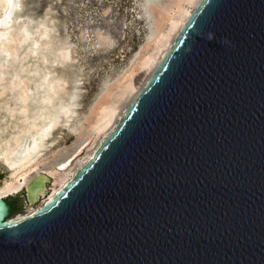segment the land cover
Masks as SVG:
<instances>
[{
	"label": "water",
	"instance_id": "1",
	"mask_svg": "<svg viewBox=\"0 0 264 264\" xmlns=\"http://www.w3.org/2000/svg\"><path fill=\"white\" fill-rule=\"evenodd\" d=\"M50 183L25 185L43 201L18 222L0 198V264H264V0H200L90 159Z\"/></svg>",
	"mask_w": 264,
	"mask_h": 264
},
{
	"label": "bare ground",
	"instance_id": "2",
	"mask_svg": "<svg viewBox=\"0 0 264 264\" xmlns=\"http://www.w3.org/2000/svg\"><path fill=\"white\" fill-rule=\"evenodd\" d=\"M199 2L136 0L138 16L147 25L144 43L124 68L112 76L107 73L89 99L87 84L97 69L91 57L108 52L117 42L106 21L108 11L94 24L90 12L76 10L82 9L83 0H0V168L6 174L0 198L19 191L41 173L56 182L49 197L62 188L90 159L140 91L132 83L133 76L146 72L147 82ZM121 85L118 98L124 102L120 104L110 93ZM118 105L123 106L121 111ZM84 130L90 134L54 166L59 174L41 170L40 163L58 150L61 140ZM89 143L91 150L78 159L76 169L68 168Z\"/></svg>",
	"mask_w": 264,
	"mask_h": 264
},
{
	"label": "rangeland",
	"instance_id": "3",
	"mask_svg": "<svg viewBox=\"0 0 264 264\" xmlns=\"http://www.w3.org/2000/svg\"><path fill=\"white\" fill-rule=\"evenodd\" d=\"M83 6L80 10L77 7V11L79 10L81 14L90 12L93 16L94 24L97 22V18L103 14L104 10H107L108 17H106V21L111 25V31L116 35V44L113 48H111L108 52L104 54H93L91 58L97 64L96 74L92 75L87 84L88 96L89 99L96 94L98 91V86L100 85V81L106 75H114L120 69L124 68L125 65L129 62L131 56H133L140 48V46L144 43L145 33L147 29V25L144 20L139 17L138 10L136 8V0H83ZM185 4V3H184ZM100 7V8H99ZM100 9V10H99ZM88 10V11H87ZM84 11V12H83ZM137 16V17H136ZM176 16V13L172 14V17ZM83 25H87L86 22H82ZM166 23L161 27L163 30L165 28ZM146 26V27H145ZM120 31V32H119ZM118 44V46H117ZM151 47H148L146 52L150 50ZM145 52V51H144ZM143 54V52H142ZM101 61V62H100ZM100 67V68H99ZM112 72V73H111ZM108 73V74H107ZM111 75V76H112ZM147 73L146 72H138L132 78V83L137 87L141 88L144 82L146 81ZM89 88V89H88ZM122 85L119 87H113L110 93V98L115 101H119V103H123V99L119 100L120 93L122 92ZM121 89V90H120ZM119 94V95H118ZM122 100V101H121ZM121 101V102H120ZM118 103V104H119ZM129 104V103H128ZM127 105V104H124ZM119 106V105H118ZM123 106H119V110H122ZM127 107V106H126ZM119 119L117 120V122ZM90 132L88 130L82 131L78 135H68L58 144V150L53 154H49L47 157L43 159L40 163L41 170L43 171H51L55 175L57 172L54 166H57L59 163L68 158L72 152L75 151L76 147L79 143L88 136ZM97 139L94 141L93 145L96 144ZM92 143H89L79 155H77L70 163L68 168L76 169V162L78 159L83 158L86 154L91 150L88 147ZM39 167V169H40ZM43 168V169H42ZM45 168V169H44ZM2 171V172H1ZM58 172L57 174H59ZM47 174V172H46ZM48 175V174H47ZM33 178V174L29 175ZM50 176V175H49ZM6 178L5 172L0 170V184H2L3 180ZM56 186V182L53 180V176L51 178V183L47 184V188L49 189L50 194L53 187ZM24 188V187H23ZM23 188L14 194H10L8 196H13L17 198L20 207L14 211L13 214L9 216V218H16L19 215L28 214L29 210L33 207H38L43 199L36 204V206L28 205L25 201V196L23 193ZM6 196V197H8ZM4 197V198H6Z\"/></svg>",
	"mask_w": 264,
	"mask_h": 264
},
{
	"label": "trees",
	"instance_id": "4",
	"mask_svg": "<svg viewBox=\"0 0 264 264\" xmlns=\"http://www.w3.org/2000/svg\"><path fill=\"white\" fill-rule=\"evenodd\" d=\"M10 206H11V214H13L15 211V206L12 202H10Z\"/></svg>",
	"mask_w": 264,
	"mask_h": 264
},
{
	"label": "flooded vegetation",
	"instance_id": "5",
	"mask_svg": "<svg viewBox=\"0 0 264 264\" xmlns=\"http://www.w3.org/2000/svg\"><path fill=\"white\" fill-rule=\"evenodd\" d=\"M5 202H6V200H5ZM7 203V202H6ZM8 204V203H7ZM9 205V204H8ZM10 206V205H9ZM11 207V206H10Z\"/></svg>",
	"mask_w": 264,
	"mask_h": 264
}]
</instances>
